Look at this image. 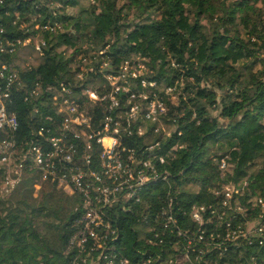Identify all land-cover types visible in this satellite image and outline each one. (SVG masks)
Listing matches in <instances>:
<instances>
[{
	"label": "trees",
	"instance_id": "trees-1",
	"mask_svg": "<svg viewBox=\"0 0 264 264\" xmlns=\"http://www.w3.org/2000/svg\"><path fill=\"white\" fill-rule=\"evenodd\" d=\"M119 1L3 0L6 36L45 40L41 51L32 40L5 58L24 84L42 86L36 100L24 101L22 89L8 105L19 121L17 140L51 125L45 116L60 118L45 95L47 87L57 88L66 79L99 96L109 92V87L90 85L102 74L86 73V81L78 78L81 66L105 61L107 72L117 73L126 62L144 65L147 71L129 77L128 84L147 95L136 98L139 103L160 101L165 111L153 121L138 117L130 128L132 136L122 141L136 148L159 141L155 152L179 148L160 165L170 173L167 183L144 188L129 210L113 211L110 219L119 228V238L97 264H264V0ZM47 22H58L59 28H34ZM141 80L152 85L141 87ZM166 88L171 91L165 93ZM80 90H75L77 96ZM107 103L89 105L95 125L101 124ZM210 108L219 109V115H211ZM138 126L144 130L140 136ZM225 155L233 168L224 176L214 158ZM31 176L36 175L25 172L8 194L0 190V264H72L82 257L69 248L82 198L41 181L37 199ZM2 180L0 168V184ZM233 180L240 189L245 181L251 195L235 193L223 205V194L217 196L212 187L217 184L219 190ZM169 198L176 223L165 230L162 243L151 244L148 240L162 231L160 214ZM211 202L218 216L210 214ZM193 206L206 208L200 225L191 218ZM254 221L245 238L233 239ZM184 255L189 259L181 261Z\"/></svg>",
	"mask_w": 264,
	"mask_h": 264
},
{
	"label": "built area",
	"instance_id": "built-area-1",
	"mask_svg": "<svg viewBox=\"0 0 264 264\" xmlns=\"http://www.w3.org/2000/svg\"><path fill=\"white\" fill-rule=\"evenodd\" d=\"M2 4L3 0H0V5ZM5 15L8 13L5 12ZM20 27L25 28L22 24ZM34 28L54 30L59 28V24H36ZM26 30L27 28L24 33ZM6 34L8 32L0 13V168L3 169L0 190L5 194L12 192L23 179L25 172H34L42 181L55 183L67 194L81 196L82 214L74 224L76 229L69 241V248H76L82 257L78 260L75 258L72 264H97L106 251L114 249L115 241L119 238V228L110 219L113 211L129 210L131 204L140 200L144 188L169 181L170 173L166 169H160V165L170 156L164 155L165 152L162 153L161 149L154 151L159 143L136 148L127 146L122 141L124 136H132L130 128L132 122H138V117L156 120L158 114L165 111V107L160 101L142 104L136 100L147 99V95L142 91L136 93L129 86V77L135 78L137 74L134 71L124 72L126 66L117 73L107 72L106 75H113L112 79H120L127 85L126 88L112 85L113 90L107 97L82 88L77 96L75 90L78 86L72 80L63 79L59 81L57 88L47 87L45 93L56 116L60 118L45 116L44 119L49 120L51 125H42L31 132L29 137L17 140L19 121L8 105L11 104L15 92H21L22 89L25 90L24 101L36 100L42 94V86L35 84L30 87L24 84L5 61L7 56L13 55L19 47L32 43L34 38L9 37ZM34 43L35 48L41 51L45 40L35 38ZM106 66L108 64L105 61L98 66H81L77 77L83 79L86 73L101 74ZM114 74H117V78ZM140 86L145 87L143 80ZM125 95L131 101L120 99ZM105 98L108 99L107 108L98 126L93 123L89 105L99 107ZM143 133V128L138 126L136 134L140 136ZM146 152L150 155H145ZM221 170H228L224 161L221 163ZM229 192H223V205L233 197ZM257 201L263 204L261 199ZM168 204V208L160 214L163 220L162 231L154 233V239L148 240L151 244L162 243L165 230L176 223L170 208L171 198ZM204 208L200 206V210ZM210 214H213V210ZM192 217L197 219L196 213ZM261 229L260 227L257 230L262 232ZM250 230L248 227L245 232L238 230L233 239L240 236L245 238ZM231 233L234 234L235 231ZM177 234L182 235L179 229ZM158 236L160 238L156 241ZM93 253H97L96 258Z\"/></svg>",
	"mask_w": 264,
	"mask_h": 264
},
{
	"label": "rangeland",
	"instance_id": "rangeland-1",
	"mask_svg": "<svg viewBox=\"0 0 264 264\" xmlns=\"http://www.w3.org/2000/svg\"><path fill=\"white\" fill-rule=\"evenodd\" d=\"M122 2H123V0H120L119 1V5H121L122 4ZM67 11L68 12H70V9H67ZM16 15H18V14H16ZM131 15H133V12L131 13ZM34 19V18H33ZM21 22H23L22 23V25H24V23H26V20L25 19H22L21 20ZM47 23H49V22H47ZM205 23V22H204ZM15 24V21L14 22H12L11 23V25H14ZM32 37V36H31ZM34 37H36V36H34ZM33 37V38H34ZM262 57L264 58V55H262ZM124 66H126V69L124 70V72H127V71H134L135 72V74H137V76H138V74L139 73H141V72H143V73H145L146 71H147V68L144 66V65H142V64H139L137 67L136 66H133V65H129V63L128 62H126V63H124L122 66H121V68H119V71H121V69H124ZM259 64H257L256 66H255V68L256 69H258L259 68ZM103 70H104V72L103 73H101V74H103L102 75V77H97L96 78V80H95V82H94V84H90V85H94L95 87H100L101 89L102 88H107V87H109V92L105 95L106 97H107V95H109L111 92H112V90H113V86L112 85H114V86H120V87H122V86H125V88L127 87V85H126V83L124 82V81H122V80H120V79H117V80H115V79H112L111 77L113 76L112 74H109L108 73V75H106L107 74V67L106 68H103ZM263 70H264V66H263ZM114 76L117 78V74H114ZM127 77V76H126ZM126 79V78H125ZM82 81H86V79H83ZM142 81V80H141ZM143 82H144V84L146 85L147 83H149L148 81H146V80H143ZM74 84H75V86H78V87H80V89L82 88V83L81 84H79V85H77L75 82H74ZM103 85H105V86H103ZM103 86V87H102ZM203 85L201 84V87H202ZM142 87V86H141ZM92 93H97L95 90H93V89H89ZM171 91V88H166V90H165V93H169ZM136 93H139L140 91H135ZM219 93V92H218ZM98 94V93H97ZM99 95V94H98ZM82 96H85V95H83L82 94ZM104 96V95H103ZM86 97V96H85ZM105 99H107V98H105ZM172 100H174V102L176 101V99H175V97L173 96L172 97ZM126 101H131L130 99H128V100H126ZM210 113H211V115H213V116H217V115H219L218 113H219V109L218 110H216V109H213V108H210ZM227 122H226V120H222L221 121V124L223 125V126H225V124H226ZM159 143V145H160V142L158 141L157 142V144ZM177 149V148H179V146H172V147H170V148H168L167 150H165L164 152H165V154L164 155H166L167 157L168 156H170L171 154H172V150L173 149ZM163 151H162V153H164ZM214 161L215 162H217L218 163V165H219V171L221 170V163H222V161H224V162H226V165H227V167H228V169H229V171L231 172L232 171V168H233V162L230 160V157L228 156V155H225V156H223L222 158H220V159H217V158H214ZM231 161V162H230ZM222 171V170H221ZM229 172V173H230ZM221 173V172H220ZM223 173V175H224V173H226V172H222ZM35 175L38 177V179L37 178H35V177H33V176H31V179H32V183H33V185H32V189H33V196H36V198L37 199H39V198H41V194L39 193L40 192V190H41V186H42V184H41V179L39 178V176L35 173ZM225 176V175H224ZM40 180V181H39ZM1 185V184H0ZM243 188L242 189H240L238 186H235V184H234V180H233V182H230V183H222V185H220L219 186V190H218V188H217V184H214V186L212 187V189L215 191V194L217 195V196H219V195H221V194H223V193H220V192H224V191H226V190H229L230 192H229V194L231 195H233V194H235V193H240L241 191L242 192H244V193H246L247 195H250V190H248V186H247V183L244 181L243 182ZM222 190V191H221ZM231 195V196H232ZM219 198V197H218ZM223 199H224V194H223ZM223 202H224V200H223ZM227 202V201H226ZM228 203V202H227ZM215 203L214 202H211V204L210 205H208L207 206V208L208 209H210V210H213V214H211V215H213L214 217H215V215L216 214H214V213H217V215L216 216H218V214H221V213H219V212H217V209H216V207H215V205H214ZM223 204V203H222ZM253 206H254V204H253ZM205 207V206H204ZM205 209L206 208H204V210H200V207H198V206H193L192 207V209H191V215L193 214V213H196V215H197V219L196 218H193L192 217V219L195 221V222H197V223H199V225L201 224V222L204 220V211H205ZM209 220L211 221V220H213V217H210L209 218ZM255 225H256V222L254 221V222H250L249 224H248V228H250V229H252L253 227H255ZM180 251V250H179ZM188 258V256H185L184 255V257L181 259V261L182 260H185V259H187ZM189 259V258H188ZM187 259V260H188ZM193 264H195V263H193Z\"/></svg>",
	"mask_w": 264,
	"mask_h": 264
}]
</instances>
